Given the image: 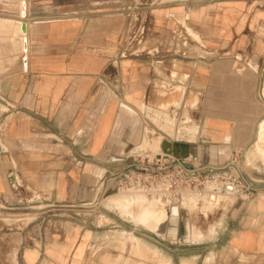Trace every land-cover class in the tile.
Segmentation results:
<instances>
[{
	"label": "crops",
	"instance_id": "crops-1",
	"mask_svg": "<svg viewBox=\"0 0 264 264\" xmlns=\"http://www.w3.org/2000/svg\"><path fill=\"white\" fill-rule=\"evenodd\" d=\"M263 133L264 0H0V264H264ZM152 152L236 157L252 191L173 242L182 199L161 234L111 203Z\"/></svg>",
	"mask_w": 264,
	"mask_h": 264
},
{
	"label": "built area",
	"instance_id": "built-area-1",
	"mask_svg": "<svg viewBox=\"0 0 264 264\" xmlns=\"http://www.w3.org/2000/svg\"><path fill=\"white\" fill-rule=\"evenodd\" d=\"M131 159L127 169L116 175L118 187L133 189L168 206L187 194L215 203L252 191L236 157L217 165L199 164L193 157L179 159L168 154Z\"/></svg>",
	"mask_w": 264,
	"mask_h": 264
},
{
	"label": "bare ground",
	"instance_id": "bare-ground-1",
	"mask_svg": "<svg viewBox=\"0 0 264 264\" xmlns=\"http://www.w3.org/2000/svg\"><path fill=\"white\" fill-rule=\"evenodd\" d=\"M197 201H199L198 198L193 194L185 195L182 197V204H181L182 205V208H181L182 218L186 217V214L188 213L189 209L191 210L194 207H196ZM158 205H159L158 201L147 200L143 194H135V195H129V196L128 194H126L125 196H122V200L113 202V206L116 207V209L121 214L132 218V220L137 223L144 224L152 232L161 234L167 228L168 214L166 212L167 210L165 211L164 208H162V210L156 209V206ZM186 227H187V234L181 237L177 236L178 230L172 228V231L176 232L172 236V239L178 243L179 242H183V243L184 242L186 243L194 242V241L201 240L207 234L210 235V233L212 232V229H208L207 231H205L204 229V231H202L200 227L194 226L193 224H189V223H187ZM122 236H123V239L128 240V242L137 241L136 238L131 234H126L125 232H123ZM136 245L137 247H139L140 243L137 242Z\"/></svg>",
	"mask_w": 264,
	"mask_h": 264
},
{
	"label": "rangeland",
	"instance_id": "rangeland-1",
	"mask_svg": "<svg viewBox=\"0 0 264 264\" xmlns=\"http://www.w3.org/2000/svg\"><path fill=\"white\" fill-rule=\"evenodd\" d=\"M138 1L141 2L142 0H138ZM151 155H153V156H150V157H154L155 155H159V154L152 152ZM117 187H118V185H117ZM126 194H128V196H129V195L143 194V193L136 192L133 189H121L120 187H118L115 190L114 195L119 196V199L113 198V200L111 202L112 205H113V202L122 200V196H125ZM143 195L145 196V194H143ZM187 195H191V194H187ZM112 197H114V196H112ZM149 200H151V199H149ZM197 204L198 205H196V207H194L193 209H191V210L189 209L188 213L186 214V217L188 216V218L182 219V225L185 223H190V224H193L194 226H196V225L202 226V225L206 224L207 222L210 223V222L214 221L216 219V217H218V215L221 214V212L218 211V209L213 207L212 205L207 206L201 202H199ZM156 209L162 210V206L158 205V206H156ZM93 210H94V212L92 213V216H83L82 213L86 214L88 212V210H82L84 212L80 213V215L77 218H81L80 220L82 222L84 221V223H86L87 226L89 225V221L91 218L95 219V221L98 225L102 224L104 222H106V223H112L113 222L114 223L117 220L115 218V212L111 206L108 208V211H110V214H109L110 216L106 217V218H102V217L100 218L99 217V215L103 214L102 212H104V210H102L100 206H98V205L95 206L93 208ZM31 217H33V216L32 215L25 216L26 221H29V219H31ZM58 219H63V220L69 219V220H71V216H69V217L68 216H60V217L54 218V220H58ZM117 222H120V221H117ZM134 223L136 225H140V226H143L144 228L148 229L142 223H137L135 221H134ZM178 223H179L178 220L173 222L174 225H177ZM126 225L129 226L130 224H127L126 222H124L123 225H121V226H126ZM112 226L113 225H107L106 227H107V229H110ZM49 227L50 226L47 225L46 221H44V224H43L41 230H44V228H49ZM50 228H52V227H50ZM149 231H151V230H149ZM138 232L141 234H146V231L142 230L141 228H139ZM112 236H114V234H112ZM124 240H126V239H124ZM136 240L137 241H132V242L130 241L129 242V243H131V247H130L131 252L135 255L143 256L148 251V248L145 245H143L141 242H139L137 238H136ZM126 241H128V240H126ZM172 241L175 242L174 240H172ZM137 242L140 243L139 247H137V245H136ZM124 251H125V246H124ZM154 253L156 254V252H154ZM140 264H144V263H140Z\"/></svg>",
	"mask_w": 264,
	"mask_h": 264
}]
</instances>
